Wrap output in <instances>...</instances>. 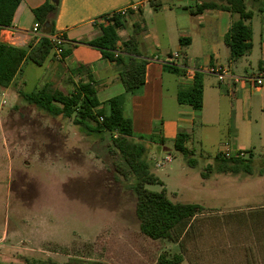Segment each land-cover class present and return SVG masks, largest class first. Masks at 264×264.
Segmentation results:
<instances>
[{
    "label": "rangeland",
    "instance_id": "obj_1",
    "mask_svg": "<svg viewBox=\"0 0 264 264\" xmlns=\"http://www.w3.org/2000/svg\"><path fill=\"white\" fill-rule=\"evenodd\" d=\"M141 5L145 14L152 9L146 0ZM47 83L71 94L78 80L64 78L60 63L52 78L46 64L26 63L9 88L0 87V264H158L163 253L173 258L178 253L175 242L141 233L132 188L136 179L118 173L117 167L125 165L110 154V135L90 133L24 100L23 92ZM258 122L263 141L256 124L239 129L240 142L255 154L251 174L218 173L215 154L202 152L207 140L229 142L223 121L217 131L203 132L197 125L191 153L177 151L172 143L148 144L151 170L164 185L146 188L165 189L173 202L204 208L191 221L185 246L203 233L206 244L215 242L212 255L217 263L242 264L243 233L264 226V123ZM208 165L214 167L205 179ZM236 232L239 237H229Z\"/></svg>",
    "mask_w": 264,
    "mask_h": 264
},
{
    "label": "crops",
    "instance_id": "obj_2",
    "mask_svg": "<svg viewBox=\"0 0 264 264\" xmlns=\"http://www.w3.org/2000/svg\"><path fill=\"white\" fill-rule=\"evenodd\" d=\"M47 1L23 0L9 31L10 40L2 36V41L22 48L31 42L36 43L38 40L32 35V29L38 22L33 10ZM210 1L219 3L217 0H186V4L177 5L174 0H157L159 10L152 8L145 14L146 8L141 5L143 0L137 3L133 0H59L58 12L53 18L54 35L65 40V47L74 46L70 56L58 60L64 78L72 79L71 70L78 65H86L90 67L96 81L101 102L123 94L124 87L120 81L122 66L109 62L98 50L80 42L92 41L101 35V28L105 25H93L98 18L136 6L138 9L129 12L123 28L118 30L124 41L132 36L135 24L144 27L138 35V41L141 58L147 61L146 82L127 98L125 106V114L132 120L134 135L154 137L156 142L150 144L164 146L173 144L180 131L194 138L197 125L203 132H208V129L217 131V126L223 121L229 142L210 139L205 144L202 140L203 146L207 147L202 152L215 155L253 152L249 145L240 142L239 129L241 125L245 129L250 128L254 123L257 126L256 133L263 141L258 120L263 125L264 84L255 87L253 80L264 76V0L246 1L248 9L254 13L250 22L253 47L249 54L235 61L231 60L230 49L224 41L234 20L232 13L219 8L196 13L199 6ZM146 2L150 4V0ZM182 38H190V45L182 46ZM176 55L179 57L175 58ZM56 61L52 59L46 63L51 78L56 75L59 66ZM170 66H176L183 73L172 72ZM238 70H244L246 75L239 74ZM197 72L204 73V106L200 112L191 106L180 105L177 98L181 88L193 85ZM218 72L224 76L223 80L219 79ZM260 113H263L261 117ZM248 134L252 135V132ZM188 233L189 228L180 233L176 240L177 255L183 259L179 264H223L215 262L212 255L215 242L206 244L203 233L195 235L196 239L191 245L185 246ZM243 234L245 252L241 257L242 264H264V226ZM239 236L236 232L229 237Z\"/></svg>",
    "mask_w": 264,
    "mask_h": 264
},
{
    "label": "trees",
    "instance_id": "obj_3",
    "mask_svg": "<svg viewBox=\"0 0 264 264\" xmlns=\"http://www.w3.org/2000/svg\"><path fill=\"white\" fill-rule=\"evenodd\" d=\"M23 0H0V87L9 88L15 79L23 72L26 63L44 66L48 61L55 60V47L46 37H41L36 43L31 42L27 47H16L5 43L1 39V32L13 26L16 11ZM157 0H150L155 11L159 10ZM199 6L196 13L208 9H222L232 13L234 20L229 32L225 36V44L229 47L231 60L235 61L252 50L253 31L251 20L253 11L248 9L247 0H217ZM57 3L47 1L44 5L33 10V14L46 35H54V16L58 12ZM125 17L113 15L109 17V24L102 27L101 35L92 41H82L98 50L102 57L111 63L122 66L120 81L124 93L101 102L97 95V88L90 67L78 65L71 70L72 76L78 80L75 91L71 94L47 83L31 93H22L24 100L46 114L57 118L72 121L76 126L83 127L90 133H108L111 137L110 154L121 158L124 166H118V173L125 179L135 177L133 190L137 201L135 214L139 221L140 231L143 235L153 240H169L176 243L178 235L190 227L193 218L203 213L204 208L198 204L173 202L163 189L155 192L147 189L148 185H161V181L151 170L152 163L148 160V144L155 143L154 137H136L133 132L132 120L125 114L127 98L142 88L146 82L147 61L141 58L139 51L138 35L144 30L140 24H135L132 36L122 41L118 30L122 29ZM182 46L190 45L191 40L180 39ZM74 47V46H73ZM73 47L63 46L61 59L70 56ZM176 74L183 71L176 66H170ZM178 103L191 106L200 112L204 106V73L195 74L191 87L181 88L178 91ZM193 138L191 134L180 131L173 141L175 149L183 153H191L189 144ZM165 143V141H163ZM193 152V151H192ZM240 152L234 155L218 153L214 156L216 170L221 174L245 172L253 173L255 163L252 151L245 152L246 157H241ZM193 166L195 162L192 160ZM208 165L203 177L213 169ZM260 175H264L261 170ZM182 257L175 255L169 259L165 253L161 254L158 264H179ZM66 264H109L104 261H76Z\"/></svg>",
    "mask_w": 264,
    "mask_h": 264
},
{
    "label": "built area",
    "instance_id": "obj_4",
    "mask_svg": "<svg viewBox=\"0 0 264 264\" xmlns=\"http://www.w3.org/2000/svg\"><path fill=\"white\" fill-rule=\"evenodd\" d=\"M137 9H138V7H136V6H133L131 8L120 9L117 12H114L111 16L120 15L122 17H126L129 15L130 11L137 10ZM111 16L103 17L100 21H94L93 25H96V26L108 25L109 24V17H111ZM9 31H10V28L4 29L1 32V37L3 36L7 41L10 40V36H11ZM32 35L37 40H39L43 36H46L55 47V53H56L55 59L61 60L62 53H63V46L65 43V40L61 36H59V35H46L45 33L42 32L38 23H36L34 28L32 29ZM178 57H179L178 55L175 56V58H178ZM218 73H219L218 74L219 79L223 80L224 76L220 72H218ZM253 82H254L253 85L255 87H261L264 84V76L254 79ZM240 156L246 157L247 154L245 152H241ZM167 160H168V158H167ZM158 166H160V165H158Z\"/></svg>",
    "mask_w": 264,
    "mask_h": 264
},
{
    "label": "water",
    "instance_id": "obj_5",
    "mask_svg": "<svg viewBox=\"0 0 264 264\" xmlns=\"http://www.w3.org/2000/svg\"><path fill=\"white\" fill-rule=\"evenodd\" d=\"M53 2H54V3H57V0H54Z\"/></svg>",
    "mask_w": 264,
    "mask_h": 264
}]
</instances>
